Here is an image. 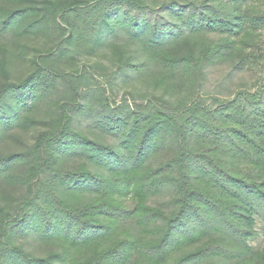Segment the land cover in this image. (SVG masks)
Here are the masks:
<instances>
[{"label": "trees", "instance_id": "1", "mask_svg": "<svg viewBox=\"0 0 264 264\" xmlns=\"http://www.w3.org/2000/svg\"><path fill=\"white\" fill-rule=\"evenodd\" d=\"M0 264H264V0H0Z\"/></svg>", "mask_w": 264, "mask_h": 264}, {"label": "rangeland", "instance_id": "2", "mask_svg": "<svg viewBox=\"0 0 264 264\" xmlns=\"http://www.w3.org/2000/svg\"><path fill=\"white\" fill-rule=\"evenodd\" d=\"M173 16H175V13H170V11L166 10L162 12L159 17L161 18L167 17V19L170 20L171 17ZM245 75L246 74H241V75L233 74L230 76L229 67L225 65L211 66L207 70V79L205 82V87H204L203 92L205 94H221V95L228 94L230 90L232 91L236 89V87L239 86L240 82H242V80L245 78ZM98 79L99 78L95 79V81L98 82L99 81ZM107 80L108 78H105V82ZM127 87H130V86H126V88L124 87L120 88L119 85H115L113 86V92L111 93L108 90V94L112 95V97L118 101L125 96L124 94L126 93L125 90L127 89ZM30 136L31 134L26 135L27 140L30 138ZM257 229H258V225H257ZM260 242H263V237L260 235L254 240L250 241L251 244H257Z\"/></svg>", "mask_w": 264, "mask_h": 264}]
</instances>
